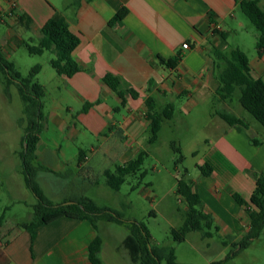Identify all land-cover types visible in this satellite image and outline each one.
<instances>
[{
  "label": "crops",
  "instance_id": "0c3cea01",
  "mask_svg": "<svg viewBox=\"0 0 264 264\" xmlns=\"http://www.w3.org/2000/svg\"><path fill=\"white\" fill-rule=\"evenodd\" d=\"M239 9L235 0H0V24L8 31L6 35L0 33V55L17 71L20 72L18 65L9 61L10 52L26 49V44L36 46L32 45L33 38L39 45L42 28L56 13L66 17L81 41L73 53L80 72L68 78L54 70L47 82H39L45 89V128L36 151V180L43 194L54 204L86 197L83 191L66 192L69 187L63 188V192L51 193L54 177H69L68 173L72 174L74 168L83 176V182L88 183L95 154L101 153L115 169L146 151L142 140L147 137L149 145L147 99L154 100L157 112L169 104L176 110L175 100L182 98L188 100V110L201 101L219 99V59L233 49L241 50L228 43L245 28L237 14ZM123 11V18L111 24ZM184 44H188L189 49H184ZM177 56L182 59L176 67L166 66V62ZM249 61L252 75L264 80V55L259 56L257 52ZM107 75L118 79L119 91L125 94V106L104 83ZM8 90L0 69V101L6 99ZM50 90L58 94L57 99H46ZM131 90L136 92V98L130 95ZM220 101L227 110L224 112L233 110V102ZM89 104L87 111H83ZM217 114L211 115L213 120L220 119L223 125L235 131L234 145L223 142L220 150H233L240 158L232 169L212 166L207 176L199 167L200 174L188 182L201 197L204 212L212 217L215 233L225 239L223 246L234 248L250 229L247 211L254 209L250 199L256 188V176L264 172V155L255 152V156L248 159L240 154L237 139L254 128L244 120L246 127L229 126ZM174 117L175 111L173 119L165 121L163 126ZM88 135L100 145L85 149ZM109 170L105 169L103 175ZM18 184L22 185L17 180L7 187ZM2 185L0 183V191ZM25 189L29 191L26 185ZM234 194L241 195L246 205H239ZM23 204L33 211L36 203ZM8 211L11 206L0 216V219L4 216L0 223V264H92L89 247L100 232L90 221L63 217L40 227L33 239L23 227L32 220L33 213L27 219L8 222ZM212 230L210 233L214 236ZM103 251L104 243L101 260Z\"/></svg>",
  "mask_w": 264,
  "mask_h": 264
},
{
  "label": "rangeland",
  "instance_id": "374dc122",
  "mask_svg": "<svg viewBox=\"0 0 264 264\" xmlns=\"http://www.w3.org/2000/svg\"><path fill=\"white\" fill-rule=\"evenodd\" d=\"M260 5L264 8V0H260ZM237 14L245 28L240 30L238 36L230 38L228 43L232 47L239 46L252 60L257 55L256 39L259 32L240 9L237 10ZM2 32L4 35L8 33L7 27L0 24V33ZM33 39L32 45L37 46L38 40ZM10 55L9 61L18 65L24 77H27L37 65L42 67L37 77L40 83L47 82L50 79L49 75L55 72L50 64L55 59L52 53L35 56L30 55L26 49L20 48L18 51H11ZM5 96L6 99L0 101V165L3 166V170L1 169L3 172L0 171V183L3 184L0 191V216L7 207L11 206V211L6 213V217L8 222H14L18 218L27 219L29 214L33 213L23 202L30 205L36 203V198L30 190L25 189L26 182L24 185L25 175L21 161L23 148L20 147V141L29 124L28 117L24 114L25 104L20 98L16 85L10 87ZM240 96L241 91L237 88L233 98L228 100L233 102L231 105L233 110L226 113L246 121L254 128V131L252 130L245 137L240 136L237 139L241 146L239 153L251 159V156H255V152H262L264 155V127L241 106ZM57 98L58 94L51 90L46 97L49 100ZM175 104L174 120L163 126L157 143L148 145L147 137L142 140L143 149L147 154L141 172L128 176L119 192L113 191L106 185L103 171L114 170V166L101 153L95 154L92 158L90 165L93 174L89 178L91 182L84 183L81 173H76L72 168V174L68 173L69 177L65 175L54 177V186L50 192H63L65 190L63 188L68 187L69 190L66 192L83 191L82 193L92 198L97 206L118 212L125 221H137L143 224L148 229L154 246L175 249L178 263L210 264L225 259L234 248L224 247L225 239L218 236L214 229L212 230L214 236L211 239L204 237V231H209L204 229L203 232H191L182 243L174 241L172 231L183 226L187 211L186 203L176 194L177 178L184 176L187 170L185 179L191 181L200 174L199 167L205 164L211 167L215 165L218 169H232L240 155L233 150L229 152L220 150V147L226 141L234 145L235 131L223 125L220 119L213 120L211 117L214 112L227 111L220 99L201 101L193 105L191 110H188L189 102L186 98L175 100ZM240 129L245 132L243 128ZM88 136L89 141H86L87 144L84 142L87 145L85 149L89 150L92 146L100 145L97 139ZM254 140L258 143L255 144ZM172 144L181 150V155L174 150ZM143 173L145 177L141 179ZM17 180L22 184L21 186L18 184L7 187L8 183ZM98 225L104 241L102 253L104 264H131L127 251L122 248L123 240L130 234L128 223L120 225L99 222ZM230 264H264V235L230 261Z\"/></svg>",
  "mask_w": 264,
  "mask_h": 264
},
{
  "label": "trees",
  "instance_id": "16d2710c",
  "mask_svg": "<svg viewBox=\"0 0 264 264\" xmlns=\"http://www.w3.org/2000/svg\"><path fill=\"white\" fill-rule=\"evenodd\" d=\"M242 13L256 27L259 35L256 39V50L259 56L264 55V8L260 6V0H235ZM124 11L117 14L111 24L123 18ZM41 40L38 46L26 44V49L30 55L41 56L46 52L55 55L51 61L52 68L59 74L68 78L80 72L78 63L73 58V53L79 47L80 37L73 33L66 17L61 13H56L41 30ZM226 39V38H225ZM182 57L177 56L173 60L166 62V66L174 68L181 61ZM0 69L3 81L7 88L16 85L21 100L25 104L24 114L28 117L29 124L25 129L23 139V152L21 153L22 169L25 175L27 188L36 198L33 206V218L25 224V227L32 238L37 235V231L44 225L51 224L63 217L88 220L97 232H99V222L126 224L130 234L124 239L122 247L128 252L131 264H180L177 262L174 248H159L152 244L151 235L148 229L137 221L128 222L116 211L108 208H101L96 203L86 197H82L71 203L54 204L42 192L36 175L37 167V146L41 134L45 128V115L43 113V98L45 96L44 87L37 81L41 72L40 65L35 66L27 77H24L16 70L15 66L6 61L0 55ZM218 98L227 101L233 98L237 88L241 91L239 102L241 106L252 115V117L264 127V80L255 78L248 56L239 49H233L228 55L221 56L218 63ZM122 100L125 106V94L119 91V81L112 75H107L103 79ZM134 98L136 92L129 91ZM154 100L147 99L146 105L149 109L147 116L150 121L149 145L157 143L163 123L170 121L174 116V105H167L162 111L157 112L154 107ZM90 104L83 111H87ZM229 126L239 125L246 127V123L229 113L218 112L217 114ZM174 150L181 155V150L172 144ZM147 152L142 151L137 158L115 167L112 171H106V185L115 192H119L121 187L130 175H137L141 172ZM80 161L82 154H80ZM183 157L181 156V159ZM204 175L212 172L211 166L205 164L200 167ZM185 175L177 178L176 194L186 203V219L183 226L178 230H173V239L177 243H182L191 232H203L205 238H212L210 231L214 227L213 219L204 212V203L201 197L193 190L192 186L185 179ZM144 179L145 174H141ZM233 198L241 205H246L245 200L239 194H234ZM253 210H248L249 232L234 246L225 259L213 262L212 264H230L234 258L247 250L254 241L258 240L264 232V172L256 176V188L250 199ZM4 221V216L0 223ZM217 229V228H216ZM103 239L100 235L91 243L89 247V260L92 264H103L100 253L103 248Z\"/></svg>",
  "mask_w": 264,
  "mask_h": 264
},
{
  "label": "built area",
  "instance_id": "2783aa9c",
  "mask_svg": "<svg viewBox=\"0 0 264 264\" xmlns=\"http://www.w3.org/2000/svg\"><path fill=\"white\" fill-rule=\"evenodd\" d=\"M183 48H184V49H189V45H188V44H184V45H183Z\"/></svg>",
  "mask_w": 264,
  "mask_h": 264
}]
</instances>
